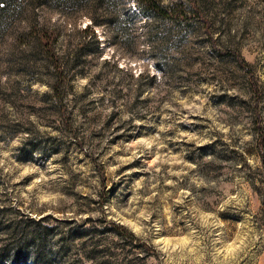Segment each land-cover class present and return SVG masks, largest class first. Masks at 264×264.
Segmentation results:
<instances>
[{
  "label": "rangeland",
  "instance_id": "1",
  "mask_svg": "<svg viewBox=\"0 0 264 264\" xmlns=\"http://www.w3.org/2000/svg\"><path fill=\"white\" fill-rule=\"evenodd\" d=\"M3 1L0 264H264V0Z\"/></svg>",
  "mask_w": 264,
  "mask_h": 264
},
{
  "label": "trees",
  "instance_id": "2",
  "mask_svg": "<svg viewBox=\"0 0 264 264\" xmlns=\"http://www.w3.org/2000/svg\"><path fill=\"white\" fill-rule=\"evenodd\" d=\"M136 1L147 12L153 13L160 18L170 19L173 21H182V20L184 21L187 20L189 16H193V17L200 16L199 4L202 0H191L192 7L190 10L186 9L183 5H176L175 7H165L161 4L160 0H136ZM3 14H5L4 1L0 2V29L2 24L1 20L4 17ZM87 30L86 32H89L91 31V28L90 30L89 29ZM91 32L94 33L93 29ZM37 38L41 46L47 51V53L51 54L52 57L55 58L56 55L54 54L53 51V45L56 42V38H57L56 32L54 30L40 29L37 30ZM60 79H62V77ZM56 91L58 92V89H56ZM258 130L260 132L259 142L262 144V142L264 141V135L262 134V129L259 128ZM263 165H264V158H263Z\"/></svg>",
  "mask_w": 264,
  "mask_h": 264
}]
</instances>
